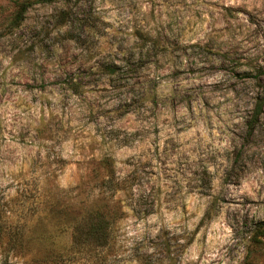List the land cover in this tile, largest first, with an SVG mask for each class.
I'll return each mask as SVG.
<instances>
[{"label": "clouds", "instance_id": "9594fccd", "mask_svg": "<svg viewBox=\"0 0 264 264\" xmlns=\"http://www.w3.org/2000/svg\"><path fill=\"white\" fill-rule=\"evenodd\" d=\"M0 264H264V0H0Z\"/></svg>", "mask_w": 264, "mask_h": 264}]
</instances>
